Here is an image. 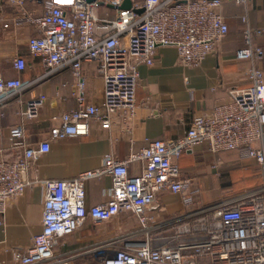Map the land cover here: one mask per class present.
<instances>
[{"label":"built area","instance_id":"obj_1","mask_svg":"<svg viewBox=\"0 0 264 264\" xmlns=\"http://www.w3.org/2000/svg\"><path fill=\"white\" fill-rule=\"evenodd\" d=\"M7 1L18 6L17 24L37 30L38 36L28 40V49L41 60L45 72L23 81L19 74L27 61L13 58V76L0 73V122L7 105L65 68L72 70L76 80L77 107L63 114L49 139L40 144L28 146L22 126L11 130V145L22 148L24 154L7 161L0 150V216L10 201L25 194L31 185L29 172L50 151L51 142L88 136L92 121L108 130L118 118L126 131L131 130L138 110L139 69L155 64L159 47L174 48L180 64L198 68L229 31L221 12L225 0H132L129 10L121 9L124 0H69L71 14L60 6V0H45L41 16L28 13L23 1ZM234 1L247 9L254 0ZM101 5L118 12L106 36L96 34ZM140 9H144L141 14ZM242 21L247 24L245 47L236 58L251 62L246 72L250 85L230 90L228 103L191 116L182 138L148 141L125 160L108 155L102 166L73 180L42 182V232L29 247L13 253L14 264H75L78 255L62 252L60 242L88 221L100 225L119 217L132 218L136 227L94 249L97 264H264V74L255 66L264 50L253 44V35L262 32L251 28L246 16ZM85 62L98 64L101 107L87 102L82 77ZM47 99L32 94L24 103L22 117L38 119ZM198 147L213 154L238 151L254 160L262 176L261 187L195 208L198 189L191 178L182 176L178 161ZM104 177L111 178L106 200L88 206L86 183ZM162 192L180 196L185 210L159 220L157 199Z\"/></svg>","mask_w":264,"mask_h":264},{"label":"crops","instance_id":"obj_2","mask_svg":"<svg viewBox=\"0 0 264 264\" xmlns=\"http://www.w3.org/2000/svg\"><path fill=\"white\" fill-rule=\"evenodd\" d=\"M19 1H23L28 13L43 15L45 0ZM59 4L71 14L73 6L69 0H60ZM221 12L229 28L228 34L200 67L189 68L180 64L177 52L172 47H159L155 64L140 67L138 110L130 131H126L118 118L108 130L92 121L88 136L51 142L50 151L32 166L29 172L31 185L25 194L10 201L5 215L0 216V264H14L13 253L29 247L33 237L42 232L45 195L42 182L73 180L84 172L102 166L108 155L125 160L132 152L146 147L148 141L182 138L191 116L228 103L230 90L250 85L246 72L251 62L237 59L236 53L245 47L244 30L247 24L242 21L243 16L247 17L251 28L262 32L253 35V44L264 50V0H254L247 9L234 0H225ZM17 15V5L0 0V73L13 76V58L23 57L27 61V68L19 74V78L23 81L33 80L45 72L41 60L33 57L28 49V40L38 36V32L33 26L17 24ZM97 15L96 34L106 36L110 33V22L117 18V9L101 5ZM255 66L264 74V56L255 62ZM82 77L86 84L87 102L101 107L103 83L98 64L83 63ZM75 85L72 70L65 68L36 86L31 93L34 96L45 95L48 99L35 120L22 117L24 103L31 93H26L20 101L4 108V118L0 122V150L5 160L14 161L24 154L22 148H15L10 143L11 130L16 126L23 127L28 146L49 139L50 130L60 124L62 115L77 107ZM178 165L182 176L191 178L198 189L194 198L199 204L203 202L197 198L202 187L209 192L207 202H212L240 196L262 185L260 169L254 160L243 158L238 151L213 154L205 147H198L184 154ZM110 187L109 177L88 181L87 205L95 206L105 201V193ZM157 203L159 220L170 219L185 210L178 195L162 192L158 195ZM132 221V218L125 221L128 227L130 225L129 229L136 227H133ZM98 244L100 242H95L92 246ZM66 250L67 247H64L61 251H71ZM80 257L78 255L77 259Z\"/></svg>","mask_w":264,"mask_h":264},{"label":"rangeland","instance_id":"obj_3","mask_svg":"<svg viewBox=\"0 0 264 264\" xmlns=\"http://www.w3.org/2000/svg\"><path fill=\"white\" fill-rule=\"evenodd\" d=\"M200 190L201 191L198 193L197 198L201 199L203 202H201L199 205L196 204L195 208H200L206 204H216L221 201L214 200L212 202H207L210 196L209 192L204 187L200 188ZM215 196L216 195H214V198L216 199ZM126 220L127 219L124 217H119L112 222L100 225L88 221L77 233L62 240L60 242L59 249L62 250L64 247H67L68 250L66 251H75L74 255H80L81 257L76 259L77 261L75 264H97L95 261L96 256L93 253V250L110 239L130 230V225L128 227V225L125 223ZM132 222L134 227L136 222ZM95 242H100V244L92 246Z\"/></svg>","mask_w":264,"mask_h":264},{"label":"water","instance_id":"obj_4","mask_svg":"<svg viewBox=\"0 0 264 264\" xmlns=\"http://www.w3.org/2000/svg\"><path fill=\"white\" fill-rule=\"evenodd\" d=\"M89 3L91 2H94L95 0H87ZM132 7V0H124L122 6H121V9H126V10H129L131 9ZM144 12V9H140L138 11L139 14L143 13Z\"/></svg>","mask_w":264,"mask_h":264}]
</instances>
